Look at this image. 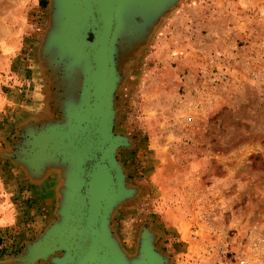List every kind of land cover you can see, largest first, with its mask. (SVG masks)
I'll use <instances>...</instances> for the list:
<instances>
[{"label":"rangeland","instance_id":"obj_1","mask_svg":"<svg viewBox=\"0 0 264 264\" xmlns=\"http://www.w3.org/2000/svg\"><path fill=\"white\" fill-rule=\"evenodd\" d=\"M49 10L0 0V261L57 219V173L32 181L9 155L26 122L56 116L38 53ZM128 56L113 131L135 194L110 218L120 248L134 256L146 228L166 264H264V0H181Z\"/></svg>","mask_w":264,"mask_h":264},{"label":"water","instance_id":"obj_2","mask_svg":"<svg viewBox=\"0 0 264 264\" xmlns=\"http://www.w3.org/2000/svg\"><path fill=\"white\" fill-rule=\"evenodd\" d=\"M181 0H50L39 58L53 88V119L26 122L9 155L32 181L60 183L52 221L21 255L2 264H166L142 228L128 257L112 235L113 211L135 194L116 158L128 138L113 131L118 57L144 42Z\"/></svg>","mask_w":264,"mask_h":264},{"label":"built area","instance_id":"obj_3","mask_svg":"<svg viewBox=\"0 0 264 264\" xmlns=\"http://www.w3.org/2000/svg\"><path fill=\"white\" fill-rule=\"evenodd\" d=\"M247 261L244 258H231L225 264H246Z\"/></svg>","mask_w":264,"mask_h":264},{"label":"crops","instance_id":"obj_4","mask_svg":"<svg viewBox=\"0 0 264 264\" xmlns=\"http://www.w3.org/2000/svg\"><path fill=\"white\" fill-rule=\"evenodd\" d=\"M4 1H5V0H3V2H4ZM18 57H19L18 55H17V56L15 55L13 59H15V61H16V59H17ZM22 57H23V56H22ZM22 57H20L19 60H21ZM22 74H25L24 67H21V71H20V73H18L19 76H21Z\"/></svg>","mask_w":264,"mask_h":264}]
</instances>
